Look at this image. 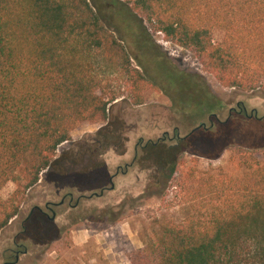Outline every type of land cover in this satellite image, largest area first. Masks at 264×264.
Listing matches in <instances>:
<instances>
[{
	"label": "trees",
	"instance_id": "obj_1",
	"mask_svg": "<svg viewBox=\"0 0 264 264\" xmlns=\"http://www.w3.org/2000/svg\"><path fill=\"white\" fill-rule=\"evenodd\" d=\"M155 34L223 87L263 90L264 0H0V233L74 133L105 124L119 101L143 106L150 89L167 96L176 143L188 139L181 130L221 123L225 106L207 79L175 65ZM154 175L147 196L174 187L190 214L164 221L129 264H264V151L233 147L218 169L180 157ZM21 220L22 240L30 222Z\"/></svg>",
	"mask_w": 264,
	"mask_h": 264
},
{
	"label": "rangeland",
	"instance_id": "obj_2",
	"mask_svg": "<svg viewBox=\"0 0 264 264\" xmlns=\"http://www.w3.org/2000/svg\"><path fill=\"white\" fill-rule=\"evenodd\" d=\"M155 40L175 65L207 79L225 106L221 123L212 126L206 120L205 126L195 133L201 124L181 130V138L193 134L183 143H176L170 139L174 138L180 118L164 94L150 89L145 105L140 107L122 101L113 104L105 124L87 126L74 133L72 142L60 149L52 168L42 175L40 185L26 196L22 215L20 209L18 217L0 233V264L73 262L78 257L75 235L79 231L111 233L120 243L132 242L125 251L127 256L143 248L164 221L183 222L190 214L180 191L174 187L161 197L147 196L145 189L156 178L160 163L181 157L189 165L196 160L206 169H218L228 166L233 147L264 151V88L255 93L225 88L203 70L191 52L167 42L161 34H155ZM240 104L247 112H241ZM167 135L165 147L144 148ZM140 142L138 163L127 176L121 175L114 181L115 192L107 190L102 199L82 200L77 209L71 208L68 198L56 210L55 222L36 213L29 224L28 237L21 240V217H28L34 206L44 208L47 202L60 203L68 193L74 194L75 205L81 195L90 197L110 189L109 179L119 166L133 162L135 144ZM176 185L174 181L172 186ZM13 191V186L5 189L1 200L9 198ZM18 252L19 262L15 263Z\"/></svg>",
	"mask_w": 264,
	"mask_h": 264
},
{
	"label": "crops",
	"instance_id": "obj_3",
	"mask_svg": "<svg viewBox=\"0 0 264 264\" xmlns=\"http://www.w3.org/2000/svg\"><path fill=\"white\" fill-rule=\"evenodd\" d=\"M123 234V233H122ZM132 242L120 243L111 233L91 234L79 231L75 235L77 258L68 264H129L125 251ZM139 249H142L139 247Z\"/></svg>",
	"mask_w": 264,
	"mask_h": 264
},
{
	"label": "flooded vegetation",
	"instance_id": "obj_4",
	"mask_svg": "<svg viewBox=\"0 0 264 264\" xmlns=\"http://www.w3.org/2000/svg\"><path fill=\"white\" fill-rule=\"evenodd\" d=\"M238 108H240V106H238ZM241 112H247V110H246V108L244 106L241 109ZM232 113L233 112H231V114ZM191 135H189V136H191ZM189 136H187V137H189ZM167 137H168V135L165 136L164 138H162L161 140H159L158 143H161V142H163L165 140H169V139H167ZM140 145H141L140 143H136L135 144V147H134L135 156H134L133 162L131 164H126L125 167L119 166L117 168V173L109 179V183L111 185L110 189L106 188V189L102 190V192L100 194H94V195H92L90 197H86L85 195H81V196L78 197V200L76 201L75 205H72L74 203V201H75L73 193H68L60 203L47 202L45 204L44 208L40 207L39 205H36V206H34L32 212L30 213V215L27 217V221H29V222L33 221L35 219V214L37 213V214L45 217L46 219L50 220L51 222H55L56 219H57L56 210L58 208H61L62 206H64L65 203H66V200L68 198H70L71 208L72 209H77L80 206V203L82 202V200H91L92 201L94 199H102V198L105 197V194L107 193L106 192L107 190L109 192H111V193L115 192L116 191V187H115L114 181L121 175L122 176H127L130 173L131 169H133L135 167V165L138 163V159H139L138 158V152H139V146ZM108 194H110V193H108ZM50 213H52V217H50ZM25 253H26V251H25ZM19 254H20V252L17 253V257H16V262L15 263L19 262Z\"/></svg>",
	"mask_w": 264,
	"mask_h": 264
},
{
	"label": "water",
	"instance_id": "obj_5",
	"mask_svg": "<svg viewBox=\"0 0 264 264\" xmlns=\"http://www.w3.org/2000/svg\"><path fill=\"white\" fill-rule=\"evenodd\" d=\"M202 127H204V126H200V127L196 128V129L194 130V133L197 132V131H199Z\"/></svg>",
	"mask_w": 264,
	"mask_h": 264
}]
</instances>
